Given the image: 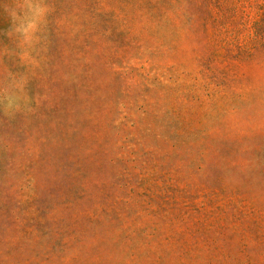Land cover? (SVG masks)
<instances>
[{"label": "rangeland", "instance_id": "1", "mask_svg": "<svg viewBox=\"0 0 264 264\" xmlns=\"http://www.w3.org/2000/svg\"><path fill=\"white\" fill-rule=\"evenodd\" d=\"M0 264H264V0H0Z\"/></svg>", "mask_w": 264, "mask_h": 264}]
</instances>
